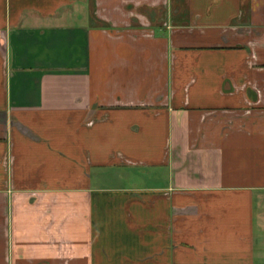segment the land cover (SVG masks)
<instances>
[{"label": "crops", "instance_id": "0c3cea01", "mask_svg": "<svg viewBox=\"0 0 264 264\" xmlns=\"http://www.w3.org/2000/svg\"><path fill=\"white\" fill-rule=\"evenodd\" d=\"M0 264H264V0H0Z\"/></svg>", "mask_w": 264, "mask_h": 264}, {"label": "rangeland", "instance_id": "374dc122", "mask_svg": "<svg viewBox=\"0 0 264 264\" xmlns=\"http://www.w3.org/2000/svg\"><path fill=\"white\" fill-rule=\"evenodd\" d=\"M76 10H78V8H77ZM77 12H78V11H77Z\"/></svg>", "mask_w": 264, "mask_h": 264}]
</instances>
